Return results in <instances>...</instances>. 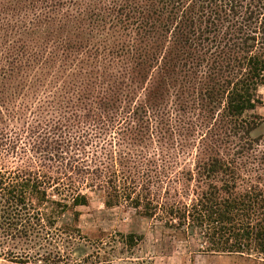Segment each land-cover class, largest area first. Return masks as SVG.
I'll use <instances>...</instances> for the list:
<instances>
[{"label": "trees", "instance_id": "1", "mask_svg": "<svg viewBox=\"0 0 264 264\" xmlns=\"http://www.w3.org/2000/svg\"><path fill=\"white\" fill-rule=\"evenodd\" d=\"M263 85L264 0H0V247L91 188L264 263Z\"/></svg>", "mask_w": 264, "mask_h": 264}, {"label": "rangeland", "instance_id": "2", "mask_svg": "<svg viewBox=\"0 0 264 264\" xmlns=\"http://www.w3.org/2000/svg\"><path fill=\"white\" fill-rule=\"evenodd\" d=\"M258 93L262 102L256 113L264 118V85ZM253 135H264V124ZM84 191L89 202L77 207L78 220L72 215L60 220L61 231L53 230L58 235L49 236L43 247L34 241L27 247H0L8 253L0 257V264H264L255 256L206 252L200 238L143 217L128 200L108 207L104 191ZM127 234L135 235L132 245Z\"/></svg>", "mask_w": 264, "mask_h": 264}]
</instances>
